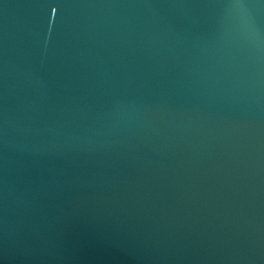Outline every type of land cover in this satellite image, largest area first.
<instances>
[{"label": "water", "instance_id": "obj_1", "mask_svg": "<svg viewBox=\"0 0 264 264\" xmlns=\"http://www.w3.org/2000/svg\"><path fill=\"white\" fill-rule=\"evenodd\" d=\"M0 264H264V0H0Z\"/></svg>", "mask_w": 264, "mask_h": 264}]
</instances>
